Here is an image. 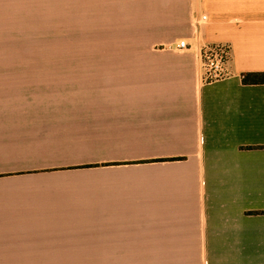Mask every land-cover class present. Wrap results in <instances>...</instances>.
Listing matches in <instances>:
<instances>
[{
    "label": "crops",
    "instance_id": "1",
    "mask_svg": "<svg viewBox=\"0 0 264 264\" xmlns=\"http://www.w3.org/2000/svg\"><path fill=\"white\" fill-rule=\"evenodd\" d=\"M16 33L125 56L0 59V264H264V0H0Z\"/></svg>",
    "mask_w": 264,
    "mask_h": 264
},
{
    "label": "rangeland",
    "instance_id": "2",
    "mask_svg": "<svg viewBox=\"0 0 264 264\" xmlns=\"http://www.w3.org/2000/svg\"><path fill=\"white\" fill-rule=\"evenodd\" d=\"M109 35L71 33H16L0 35V59H14L15 63L33 60L125 56V51L112 49ZM7 45L10 48H4ZM3 46V47H2ZM29 66H15V72Z\"/></svg>",
    "mask_w": 264,
    "mask_h": 264
},
{
    "label": "built area",
    "instance_id": "3",
    "mask_svg": "<svg viewBox=\"0 0 264 264\" xmlns=\"http://www.w3.org/2000/svg\"><path fill=\"white\" fill-rule=\"evenodd\" d=\"M191 45L182 40L177 44L180 50L189 49ZM203 67V81L211 83L230 76L228 62L231 46L228 43H204L198 48Z\"/></svg>",
    "mask_w": 264,
    "mask_h": 264
},
{
    "label": "trees",
    "instance_id": "4",
    "mask_svg": "<svg viewBox=\"0 0 264 264\" xmlns=\"http://www.w3.org/2000/svg\"><path fill=\"white\" fill-rule=\"evenodd\" d=\"M244 82L246 84L264 83V73H247L244 75Z\"/></svg>",
    "mask_w": 264,
    "mask_h": 264
}]
</instances>
